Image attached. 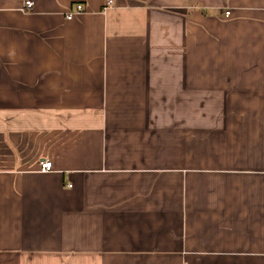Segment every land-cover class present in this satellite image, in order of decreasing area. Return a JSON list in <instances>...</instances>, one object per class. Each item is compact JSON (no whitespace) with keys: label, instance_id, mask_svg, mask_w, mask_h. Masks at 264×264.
I'll list each match as a JSON object with an SVG mask.
<instances>
[{"label":"crops","instance_id":"obj_1","mask_svg":"<svg viewBox=\"0 0 264 264\" xmlns=\"http://www.w3.org/2000/svg\"><path fill=\"white\" fill-rule=\"evenodd\" d=\"M24 1L0 0V264H264V0Z\"/></svg>","mask_w":264,"mask_h":264},{"label":"built area","instance_id":"obj_2","mask_svg":"<svg viewBox=\"0 0 264 264\" xmlns=\"http://www.w3.org/2000/svg\"><path fill=\"white\" fill-rule=\"evenodd\" d=\"M111 5H112V0H106V4L104 5L103 8L106 9L108 7H111ZM23 6H24L25 10H29L32 8L33 2L31 0H25ZM82 11H83L82 5L76 4L74 7V12L80 13ZM224 13H225V15H228L229 11H225ZM72 15H73L72 12H68L65 17H66V19H71ZM51 169H52V162L50 160L44 159V160L39 162V171L40 172H47V171H50Z\"/></svg>","mask_w":264,"mask_h":264}]
</instances>
